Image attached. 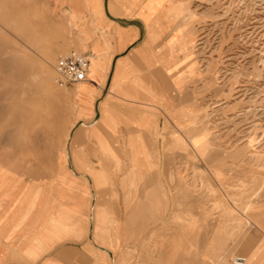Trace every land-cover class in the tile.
<instances>
[{"label":"rangeland","instance_id":"obj_1","mask_svg":"<svg viewBox=\"0 0 264 264\" xmlns=\"http://www.w3.org/2000/svg\"><path fill=\"white\" fill-rule=\"evenodd\" d=\"M114 1L112 13L138 8L161 32L160 69L173 61L177 77L154 128L129 136L118 117L116 153L114 130L92 132L95 115L79 114L54 70L58 57L80 52L71 8L101 0H0V221L11 209V225H23L28 208L32 224L44 221L56 199L66 209L77 198L84 210L64 236L108 248L112 259L95 251V264H264V0ZM165 30L168 45L176 40L169 55ZM13 247L9 264L21 261Z\"/></svg>","mask_w":264,"mask_h":264},{"label":"crops","instance_id":"obj_2","mask_svg":"<svg viewBox=\"0 0 264 264\" xmlns=\"http://www.w3.org/2000/svg\"><path fill=\"white\" fill-rule=\"evenodd\" d=\"M113 1L101 0V9L99 4L96 10L87 8L84 3L79 7L71 8L76 13V27L73 29L78 38L77 47L81 54L88 57L89 62L85 79L68 88L73 95L76 94L74 98L79 114L85 117L95 115L94 125L91 126L92 132L102 131L105 128L104 124L114 130L110 133L111 144L108 142V145L111 146L108 147L111 152L116 153L117 146L112 143H119V139L115 136L118 131L115 130L118 117L121 114L125 116L129 136L136 126L145 130L154 128L156 112L161 101L164 102L165 98L167 104H170L171 99L174 101L167 90L175 89L177 77L176 70L173 69V61L168 60L165 69H160V54L156 50L160 40L159 35L155 33L161 32L154 28L152 23L144 24L143 19L138 15V8L117 6L112 13L115 3ZM129 13L131 17H127ZM164 27L170 30L168 24ZM118 30L124 32H117ZM167 30L162 33L165 34L164 49L169 55L176 40L171 45L167 44L169 39ZM161 88L166 90L167 94L164 92L161 96ZM87 99L91 100V109L83 111L81 107ZM75 134H78V139L74 145L71 143L73 153L81 136L79 129L73 132L71 141ZM82 136L90 139V133H83ZM97 136L106 138L107 135L99 133ZM131 142L134 141L129 137L127 139L129 146ZM118 198L122 206L121 196ZM93 201H90L93 208L92 213H89L90 221L88 215L89 231L92 227V234L98 226V215L100 216V211L96 209L98 207L96 197ZM58 202L59 200L56 199L54 213L47 215L44 221L40 218L33 224L32 208L27 209L23 216L25 223L20 226L11 225L18 213L9 210L5 218L6 223L0 221V264H9V249L15 245L13 242H6L9 241V237L5 239V234L15 235L18 232L24 233L25 236L23 235V241L13 247L16 248L15 251L21 260L17 264H95L96 259L93 257L95 251L99 252L97 256L103 262L106 261L103 254L110 259L111 252L108 248L95 244V241L94 243L90 241L92 247H89L85 242L65 239L64 233L67 231L65 225H68L65 224L66 221L70 215L81 214L84 209L77 198L74 199L77 203H71L66 209L61 201L60 209ZM35 215L37 216V213ZM53 216L59 220L49 228V219ZM89 240H93L90 232ZM104 250L110 253H105Z\"/></svg>","mask_w":264,"mask_h":264},{"label":"built area","instance_id":"obj_3","mask_svg":"<svg viewBox=\"0 0 264 264\" xmlns=\"http://www.w3.org/2000/svg\"><path fill=\"white\" fill-rule=\"evenodd\" d=\"M88 62L86 55L75 51H71L63 57H58L54 66L57 75L56 82L64 87L82 82L85 79ZM242 262V258H236L233 261L234 264H241Z\"/></svg>","mask_w":264,"mask_h":264},{"label":"bare ground","instance_id":"obj_4","mask_svg":"<svg viewBox=\"0 0 264 264\" xmlns=\"http://www.w3.org/2000/svg\"><path fill=\"white\" fill-rule=\"evenodd\" d=\"M104 252H106V253H107V251H105V250H104ZM111 259H112V256L110 255V260H111Z\"/></svg>","mask_w":264,"mask_h":264}]
</instances>
